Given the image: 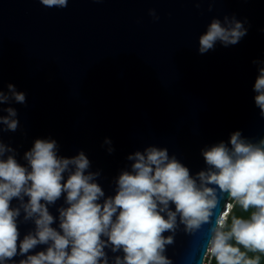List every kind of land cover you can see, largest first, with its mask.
Instances as JSON below:
<instances>
[{"label": "water", "instance_id": "1", "mask_svg": "<svg viewBox=\"0 0 264 264\" xmlns=\"http://www.w3.org/2000/svg\"><path fill=\"white\" fill-rule=\"evenodd\" d=\"M224 16L242 22L246 35L200 54L199 37ZM253 61L264 62V0H68L66 8L0 0V91L10 95L13 84L26 96L23 104H0V116L12 107L19 122L16 131L0 124V142L23 166L36 139L55 140L60 157L83 151L88 171L100 173V203L115 195L121 172L131 170L127 157L149 146L166 148L195 177L207 168L202 150L220 142L231 147L233 132L254 143L264 139L254 91L264 63ZM65 197L48 205L58 231ZM227 202L225 194L211 223L194 232L178 219L175 233H164L174 236L165 252L172 264H201L202 257L204 264L209 229ZM19 203L13 198L11 206ZM23 217L21 210L19 240L35 230ZM46 248L37 245L26 255ZM105 251L109 264L123 255Z\"/></svg>", "mask_w": 264, "mask_h": 264}, {"label": "clouds", "instance_id": "2", "mask_svg": "<svg viewBox=\"0 0 264 264\" xmlns=\"http://www.w3.org/2000/svg\"><path fill=\"white\" fill-rule=\"evenodd\" d=\"M40 3L48 8H66L68 0ZM149 15L159 20L154 9ZM245 35L243 23L234 16H224L223 21L213 18L199 37V53L212 50L217 41L225 47L235 45ZM8 89L10 95L0 91V104L11 99L26 102L25 93L16 91L13 84ZM254 91L255 104L264 116V67L259 69ZM6 111L7 116H0V124L6 126L3 131H16L17 111L12 107ZM105 143L110 145L111 141L106 139ZM230 145L220 142L203 149L207 168L195 177L175 156L170 157L166 148L149 146L144 152L137 151L127 157L133 161L131 170L119 175L115 195L100 203L105 196L95 182L100 173L88 171L90 161L83 151L71 158L60 157L55 140L36 139L24 154L27 166H23L15 159L14 150L0 142V264L17 255L25 256L37 245L47 248L26 255L19 264H109L106 248L123 253L115 256L113 264H172L165 252L174 236L164 233H175L179 224L191 233L211 223L225 194L230 202L216 215L203 255H211L215 264H261L264 139L254 143L236 131L230 136ZM6 153L12 154L5 158ZM64 194L67 207L58 210V231L51 226L54 217L48 205ZM13 198L19 200L18 207L11 206ZM234 206L247 216L232 215L229 223ZM21 210L24 221L35 223V230L23 240H19L17 224Z\"/></svg>", "mask_w": 264, "mask_h": 264}, {"label": "trees", "instance_id": "3", "mask_svg": "<svg viewBox=\"0 0 264 264\" xmlns=\"http://www.w3.org/2000/svg\"><path fill=\"white\" fill-rule=\"evenodd\" d=\"M232 215H235L237 217H246L247 213H245L239 206H234L230 212L229 223H230V218ZM249 255L252 256L254 254L249 253ZM255 255H258V254H255ZM213 264H215V260L213 261ZM261 264H264V256L261 257Z\"/></svg>", "mask_w": 264, "mask_h": 264}, {"label": "rangeland", "instance_id": "4", "mask_svg": "<svg viewBox=\"0 0 264 264\" xmlns=\"http://www.w3.org/2000/svg\"><path fill=\"white\" fill-rule=\"evenodd\" d=\"M214 258L211 255L207 256L206 264H213Z\"/></svg>", "mask_w": 264, "mask_h": 264}, {"label": "built area", "instance_id": "5", "mask_svg": "<svg viewBox=\"0 0 264 264\" xmlns=\"http://www.w3.org/2000/svg\"><path fill=\"white\" fill-rule=\"evenodd\" d=\"M207 256H208V255H207ZM207 256H206V258H205L204 264H206Z\"/></svg>", "mask_w": 264, "mask_h": 264}]
</instances>
